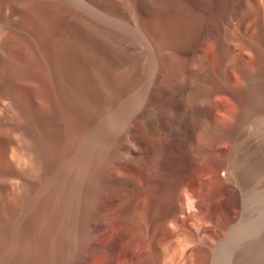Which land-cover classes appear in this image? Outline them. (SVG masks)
<instances>
[{"label":"rangeland","instance_id":"374dc122","mask_svg":"<svg viewBox=\"0 0 264 264\" xmlns=\"http://www.w3.org/2000/svg\"><path fill=\"white\" fill-rule=\"evenodd\" d=\"M22 1L15 7L0 0L5 30L0 98L7 104L0 114V131L6 133L0 134V264H156V246L162 249L161 264H233L228 254L218 259L221 250L214 249L213 238L223 237L217 223L226 215L237 221L242 214L238 188L225 175L224 163L237 149L230 133L244 111L246 81L264 67V0H153L146 8L130 7L132 0H127L118 21L105 19L97 8H76L63 0ZM253 62L259 65L252 68ZM202 67L213 74L212 81L190 74ZM196 76L202 83L194 84ZM162 86L169 92L181 88L185 105L172 111L166 130L152 134L146 117L161 115L165 103L149 100L146 92ZM218 98L224 100L216 111L197 112L199 105ZM229 101L236 103L235 111ZM24 131L34 140L36 164L18 139ZM262 161L254 176L264 181ZM202 168L209 169L208 176ZM262 194L245 199L254 214L245 227L251 230L244 242L249 251L245 248L238 264H264ZM187 196L195 202L193 210L177 205ZM195 197L225 202L221 209H206ZM137 202H144V208H137ZM196 217L200 227L189 223ZM176 218L188 223L193 237L175 233L165 244L157 232L169 229ZM208 242V248L191 251Z\"/></svg>","mask_w":264,"mask_h":264},{"label":"bare ground","instance_id":"6f19581e","mask_svg":"<svg viewBox=\"0 0 264 264\" xmlns=\"http://www.w3.org/2000/svg\"><path fill=\"white\" fill-rule=\"evenodd\" d=\"M59 2H60V0H58ZM126 1L127 0H63V2L65 3V4H67V5H69V6H72V7H76V8H79V7H93V8H97V9H99V10H102L104 13L103 14H105V15H107V16H105V19H108V20H112V21H118V19H120V17L118 16V11H120V10H122V9H126L128 6H133V5H138V6H140V7H143V8H146V7H150V6H152L153 4H154V2H153V0H136V1H131V3L128 5V4H126ZM261 2H262V0H261ZM63 3V4H64ZM9 4H11V5H13V6H15V7H19V6H22V5H24V1H22V0H9ZM62 4V3H61ZM250 4H251V2H250ZM261 4H263V2L261 3ZM128 5V6H127ZM68 6V7H69ZM246 6V5H245ZM261 6V5H260ZM252 7V6H251ZM251 7H249V8H251ZM80 9H82V8H80ZM91 9V8H90ZM261 9V8H260ZM254 10H256V9H254ZM264 11V10H263ZM253 12V11H252ZM98 14V13H97ZM247 17V16H246ZM249 18V17H248ZM257 17H255L254 19H256ZM78 19V18H77ZM247 19V18H246ZM104 20V19H103ZM83 21V20H82ZM107 21V20H106ZM233 21V20H232ZM251 22V21H250ZM253 22V21H252ZM3 24V23H2ZM1 23H0V49L2 50V49H4V44H3V33H4V27H3V25H2ZM255 24V23H254ZM258 24V23H257ZM249 25V24H248ZM246 28H248V27H246ZM256 29V28H255ZM248 30V29H247ZM254 30V29H253ZM252 30V31H253ZM261 30H263V29H261ZM238 31V30H237ZM232 32V31H231ZM248 32V31H247ZM236 34V33H235ZM249 34V33H248ZM253 34V33H252ZM234 36V35H233ZM243 36H245V35H243ZM240 37V36H239ZM234 38H235V36H234ZM231 39V38H230ZM236 39V38H235ZM255 39V38H254ZM239 40V39H238ZM256 40V39H255ZM234 41V40H233ZM237 41V40H236ZM240 41V40H239ZM250 41V40H249ZM238 42V41H237ZM259 42V41H258ZM201 43L202 42H200L199 44H198V46H197V48H199L200 46H201ZM242 43V42H241ZM206 44V43H205ZM239 45H240V43H239ZM245 44H243V46H244ZM261 46V45H260ZM264 46V45H263ZM262 47V46H261ZM242 48V47H241ZM244 48V47H243ZM247 48H249V47H247ZM200 49V48H199ZM237 49V48H236ZM203 50H205V48L203 49ZM202 50V51H203ZM243 50H245V48L243 49ZM248 50H250V49H248ZM262 50V49H261ZM202 51L201 50H199V52L200 53H202ZM245 51H247V50H245ZM240 52V51H239ZM244 52V51H243ZM250 52V51H249ZM249 52H247L248 53V56L250 55L249 54ZM199 53V54H200ZM246 53V52H245ZM233 54V53H232ZM203 55H206V54H203ZM256 55V54H255ZM199 56V55H198ZM234 56V55H233ZM253 56V55H252ZM251 56V57H252ZM242 57V56H241ZM255 57V56H254ZM200 59V58H199ZM205 59V58H204ZM257 59V58H256ZM205 60H207V59H205ZM253 60H254V58H253ZM250 61H251V59H250ZM200 62V61H199ZM224 62H222V64H223ZM226 63H228V62H226ZM211 64V63H210ZM231 64V63H230ZM233 64V63H232ZM227 65V64H226ZM259 64L258 63H255V62H253L252 63V68H255V67H257ZM221 66V65H220ZM198 67V66H197ZM228 67V66H227ZM233 67H234V65H233ZM203 68V67H202ZM213 68V67H212ZM211 68V69H212ZM226 68V67H225ZM153 69H154V67H153ZM184 69H188L186 66L184 67ZM192 69V68H191ZM196 69V68H195ZM214 69V68H213ZM261 70H258L250 79H248L247 81H246V87H245V89H244V96L243 97H245V99H244V101H245V107H244V111H242V112H240L241 113V115H239L238 117H237V119L234 121V123L232 124L233 126H232V132L230 133L231 134V136L235 139V141H236V146H237V149H236V151L234 150V153L233 154H231V155H229L228 154V157H227V160H226V163H224L225 164V168L226 169H224V170H226V173H225V175L227 176V178L229 179V182H231V183H233L232 185L234 186H236L237 188H238V191H239V195H240V197H241V203H242V214H241V216H240V218H237L238 220L237 221H232L229 217H227L228 215H226V217H225V219L224 220H221V221H219L218 223H217V221H216V223H217V226H218V228L220 229V231L222 232V234H224L223 235V237L221 238V239H218V237L216 236L215 238H213V239H217V245L215 246V248L214 249H216V251H219V250H221V253H220V255L218 256V259L220 258V257H222V256H224V255H229L228 257L233 261V264H238V262H237V258L238 257H242V254H243V252H244V250H245V248H246V246H245V243L244 242H246L249 238H247L246 239V237H247V235H249V234H247L248 232H250L251 230L250 229H248V227L247 228H245L246 226H247V224H248V222L250 221V217H252L251 215H250V213L251 212H249V208H247L246 207V202H245V199H247V196L249 197V199H251V201H252V197H255L256 199H259L260 198V195L262 194V196L264 195V181L262 180V176L261 177H258V178H256L255 176H254V173L257 171V167H260L261 165H260V162L263 160V155H264V132H263V130H264V102L261 104L260 103V101H259V99H260V95L263 93V91H264V67L263 68H260ZM232 70V69H231ZM189 71V70H188ZM151 72H153L152 74H154L155 75V73H154V71H151ZM220 72V71H219ZM234 72V71H233ZM236 72V71H235ZM252 72V71H251ZM189 73V72H188ZM210 72H208V70L206 69H199L198 71H196V72H190V74L192 75V76H195V75H203V76H206V77H208L207 78V80H209V81H212L213 80V77H212V75L211 74H209ZM215 73V72H214ZM247 73H250L249 72V70H247ZM253 73V72H252ZM227 74V73H226ZM238 74V73H237ZM185 75V74H184ZM190 75V76H191ZM249 75V74H248ZM250 75H251V73H250ZM152 76V75H151ZM221 76V75H220ZM152 77H154V76H152ZM184 77V76H183ZM197 77V76H196ZM196 77H195V79H196ZM239 77V76H238ZM198 78V77H197ZM223 78V77H222ZM221 78V79H222ZM184 79V78H183ZM193 79H194V77H193ZM194 79V80H195ZM239 79V78H238ZM156 80V79H155ZM160 80V79H159ZM201 80H202V77H199L198 78V80H197V82L196 83H194L195 85L196 84H198V83H200L201 82ZM225 80H228V79H225ZM241 80V79H240ZM159 82V81H158ZM187 82V81H186ZM185 82V83H186ZM218 82V81H217ZM175 83V82H174ZM173 83V84H174ZM202 83V82H201ZM151 84H153L152 82H151ZM179 84V83H178ZM221 84V83H220ZM223 84V83H222ZM154 85V84H153ZM153 85H150V86H153ZM177 85V84H176ZM181 85V84H180ZM204 85V84H203ZM214 85V84H213ZM245 85V84H244ZM161 86V85H160ZM204 86H206V85H204ZM210 86V85H209ZM180 87V86H179ZM207 87V86H206ZM215 87V86H214ZM191 88V87H190ZM194 88V87H193ZM200 88H201V86H200ZM224 88V87H223ZM180 89L181 88H178V87H176L175 89H174V91L173 92H169L168 90H167V88L166 87H164V86H162V87H156V89H152V88H147V92H146V96H147V98L149 99V100H152V101H154V102H156V101H162V102H164L165 103V107H164V110L162 111V113H161V115H156V114H149V115H147V117H146V122H147V124H148V129H149V132L150 133H152V134H161V132L163 131V129L164 130H166V128L167 127H169L168 126V124H169V122H170V120H169V118H170V115H172L171 113H172V111H174V110H177L178 108H180V107H183L184 105H185V101H184V97L180 94ZM204 89V88H203ZM209 88H207V90H208ZM212 89V88H211ZM215 89V88H214ZM186 90V89H185ZM184 90V91H185ZM194 90V89H193ZM198 90H199V88H198ZM202 90V89H201ZM218 90V89H217ZM190 91V90H189ZM196 91V90H195ZM210 91V93H213V92H211V90H209ZM213 91V90H212ZM227 91V90H226ZM238 91V90H237ZM199 92V91H198ZM215 92V91H214ZM228 92V91H227ZM233 92V91H232ZM195 93V92H194ZM218 93V92H217ZM216 93V94H217ZM230 93V92H229ZM241 93V92H240ZM193 94V93H192ZM1 95V94H0ZM188 95V94H187ZM197 95V94H196ZM214 95V94H213ZM234 95V94H233ZM189 96V95H188ZM193 96V95H192ZM194 96H195V94H194ZM206 96V95H205ZM220 97H221V95H219ZM231 96V95H230ZM240 96V95H239ZM264 96V95H263ZM202 97V96H201ZM216 97V96H215ZM219 97V98H220ZM242 97V98H243ZM262 97V96H261ZM191 98V97H190ZM208 98V97H207ZM207 98H205V99H207ZM217 99L218 101H213V102H211L210 101V103H206V104H202V107H201V105H199L198 107H197V112L198 111H200V110H203V109H211L212 107H213V112L214 111H216V109L218 108V106H221L222 104H223V100L222 99ZM228 98V97H227ZM231 98V97H230ZM238 98H240V97H238ZM192 99V98H191ZM194 99V98H193ZM204 99V100H205ZM229 99V98H228ZM189 98L187 99V101L189 102ZM197 100V99H196ZM204 100H203V102H204ZM209 100H211V99H209ZM264 100V99H263ZM262 100V101H263ZM186 101V102H187ZM205 101H207V100H205ZM231 101V100H230ZM229 101V102H230ZM232 101H233V99H232ZM188 102H187V104H188ZM198 102V101H197ZM201 102V101H200ZM202 102V103H203ZM228 102V101H227ZM199 103V102H198ZM225 103V102H224ZM230 103H232L233 104V106H231V104H229L230 106H231V109H230V107H229V105H228V107H229V109L230 110H232V107H233V111H235V104L233 103V102H230ZM192 104H194V102L192 103ZM6 101H5V99H3V98H0V114H2V113H4V110H5V108H6ZM188 105H190V103L188 104ZM213 105V106H212ZM240 105V104H239ZM193 106V105H192ZM224 106V105H223ZM187 107V106H186ZM190 108H191V106H189ZM228 107H224L223 108V111L225 110V111H227L226 113L228 114V112H230V111H228ZM241 107V106H240ZM193 108V107H192ZM221 108V107H220ZM186 109V108H185ZM222 109V108H221ZM190 111V110H189ZM220 111V114H221V110H219ZM237 111V110H236ZM203 112H205V111H203ZM238 112V111H237ZM135 113V112H134ZM134 113H133V115H134ZM189 113V112H188ZM226 113H224V115L226 114ZM231 113L233 114L234 112H232L231 111ZM239 113V112H238ZM5 114V113H4ZM136 114V113H135ZM159 114V113H158ZM197 114V113H196ZM199 114H200V112H199ZM204 114V113H203ZM219 114V113H218ZM3 115V114H2ZM190 115V114H189ZM216 115V114H215ZM135 116V115H134ZM184 116V115H183ZM207 116V115H206ZM209 116V115H208ZM219 116V115H218ZM223 116V112H222V114H221V116H219V117H222ZM228 116V118L230 117L229 115H227ZM1 118V117H0ZM189 118V117H188ZM215 118H216V116H215ZM218 118V117H217ZM216 118V119H217ZM225 118H226V116H225ZM235 118V117H234ZM209 119H211V117L209 118ZM219 119V118H218ZM223 119V118H222ZM1 120V119H0ZM2 120H4V119H2ZM191 120V119H190ZM196 120V119H195ZM213 120V119H212ZM212 120H211V123H212ZM223 120H225V119H223ZM223 120H221L222 122H223ZM233 120V119H232ZM179 121H181V119H179ZM197 121V120H196ZM204 121V120H203ZM202 121V122H203ZM210 121V120H209ZM1 122V121H0ZM178 122V121H177ZM195 122V121H194ZM201 122V123H202ZM217 122V121H216ZM225 122V121H224ZM233 122V121H232ZM218 123V122H217ZM185 124V123H184ZM189 124V123H188ZM203 124H204V122H203ZM202 124V125H203ZM208 124V123H207ZM2 125V124H1ZM175 125V124H174ZM190 126H191V124H189ZM201 125V124H200ZM209 125H210V123H209ZM218 125H220V124H218ZM179 126H180V124H179ZM198 126V125H197ZM210 126H212V125H210ZM214 126H216V125H214ZM223 126H226V125H224V123H223ZM231 126V125H230ZM1 127V126H0ZM2 127H4V125L2 126ZM176 127V126H175ZM206 127V126H205ZM213 127V126H212ZM211 127V128H212ZM190 128V131H192L193 130V128L192 127H189ZM216 128V127H215ZM2 129V128H1ZM5 129V128H4ZM106 129V128H105ZM196 129V128H195ZM206 129H207V127H206ZM206 129H205V131H206ZM226 129V128H225ZM204 130V129H203ZM209 130V129H208ZM211 130V129H210ZM228 130H229V127H228ZM198 131V130H197ZM196 131V132H197ZM201 132H202V130H200ZM199 131V132H200ZM212 131V130H211ZM187 132H189V131H187ZM193 132V131H192ZM204 132V131H203ZM207 132V131H206ZM219 132V131H218ZM218 132H217V134H218ZM221 132V131H220ZM225 132V131H224ZM223 131H222V133H224ZM229 132H230V130H229ZM229 132H227V134L229 133ZM205 133V132H204ZM226 133V132H225ZM224 133V134H225ZM0 134L2 135V136H4L6 133H5V130L4 131H0ZM197 134H198V132H197ZM207 134V133H206ZM206 134H203V135H206ZM216 134V135H217ZM102 135H103V133H102ZM226 135V134H225ZM160 136V135H159ZM219 136V135H218ZM160 137H162V136H160ZM196 137H198V136H196ZM196 137H195V139H196ZM200 137V136H199ZM165 138V137H164ZM207 138V137H206ZM233 138H231V139H233ZM5 139V138H4ZM19 141L22 143V146H23V148H24V150H25V152L27 153V155L29 156V158H30V160L32 161V163H34V164H36V163H38V160H39V156H38V153H37V151H36V148H35V145H34V140H33V138H32V136L28 133V132H20V134H19ZM200 138H198V140H199ZM217 139V138H216ZM212 140H215V139H212ZM223 140V139H222ZM221 140V141H222ZM208 141V139H205V144H204V142H202L204 145H208L206 142ZM232 141H234V140H232ZM189 142V141H188ZM200 142V141H199ZM220 142V141H219ZM191 143V142H190ZM225 143V142H224ZM188 144V143H187ZM192 144V143H191ZM223 144V143H222ZM154 145V144H153ZM161 145H163V144H161ZM160 145V146H161ZM185 145H186V143H185ZM189 145V144H188ZM194 145V144H193ZM200 145V144H199ZM217 145V144H216ZM216 145H214V147L216 146ZM221 144H219L218 145V147L220 146ZM225 145H227V143L225 144ZM235 145L232 147V148H234L235 147ZM96 146V145H95ZM157 146V145H156ZM159 146V147H160ZM92 147V146H91ZM163 147V146H162ZM166 147V146H165ZM205 147H207V146H205ZM217 147V148H218ZM222 147H223V145H222ZM227 147V146H226ZM170 148V147H169ZM194 148V147H193ZM196 148V147H195ZM198 148V147H197ZM236 148V147H235ZM153 149V148H152ZM165 149V148H164ZM189 149V148H188ZM191 149V148H190ZM199 149V148H198ZM211 149H212V146H211ZM230 149H231V146H230ZM98 150V149H97ZM179 150V149H178ZM186 150H187V148H186ZM193 150V149H192ZM191 150V151H192ZM205 150V149H204ZM213 150V149H212ZM215 150V149H214ZM227 150V149H226ZM228 150H229V148H228ZM233 150V149H232ZM177 151V150H176ZM189 151V150H188ZM93 152V151H92ZM157 152V151H156ZM162 152V151H161ZM213 152H215V151H213ZM0 154H2L3 155V141L1 140V143H0ZM170 154V153H169ZM184 154V153H183ZM190 154V153H189ZM192 154V153H191ZM206 154V153H205ZM204 154V155H205ZM163 155V154H162ZM213 155H216L215 153H213ZM175 156V155H174ZM201 156V155H200ZM206 156V155H205ZM217 156V155H216ZM222 156V155H221ZM157 157V156H156ZM181 157V156H180ZM183 157V156H182ZM203 157V156H202ZM220 157V156H219ZM5 158V157H4ZM153 158V157H152ZM159 158V157H158ZM184 158V157H183ZM204 158V157H203ZM206 158V157H205ZM204 158V159H205ZM212 158V157H211ZM223 158V157H222ZM221 158V160H224V158L222 159ZM261 158H262V160H261ZM160 159H161V157H160ZM215 159V158H214ZM183 160V159H182ZM199 160V159H198ZM220 160V159H219ZM220 160V161H221ZM224 160V161H225ZM159 161V160H158ZM162 161V160H161ZM184 161V160H183ZM202 161V160H201ZM214 161V160H213ZM263 162V161H262ZM156 163H157V161H156ZM197 163V162H196ZM195 163V164H196ZM203 163H204V161H203ZM83 164V163H82ZM154 164V163H153ZM220 164V163H219ZM263 164V166H262V172L264 173V162L262 163ZM160 165H161V163H160ZM183 165V164H182ZM203 165V164H202ZM206 165V164H205ZM204 165V166H205ZM207 166V165H206ZM212 166V165H211ZM217 166V165H216ZM222 166V165H221ZM161 167V166H160ZM167 167V166H166ZM213 167V166H212ZM152 168V167H151ZM158 168V167H157ZM190 168H192L193 169V167H190ZM207 168H208V166H207ZM210 168V167H209ZM182 169V168H181ZM185 169V168H184ZM199 169V168H198ZM203 169V168H202ZM158 170V169H157ZM157 170H156V172H157ZM160 170V169H159ZM162 170V169H161ZM160 170V171H161ZM183 170V169H182ZM207 170H209V169H207ZM207 170H206V172L204 171V169L202 170V171H204V173H207L206 174V176H208V173L209 172H207ZM212 170V169H211ZM210 170V171H211ZM219 170H220V168H219ZM223 170V171H224ZM78 171V170H77ZM79 171H81V168H80V170ZM152 171V170H151ZM196 171V170H195ZM202 171H200V172H202ZM222 171V170H221ZM156 172H154V173H156ZM215 172V171H214ZM258 172V171H257ZM256 172V173H257ZM151 173V172H150ZM153 173V172H152ZM164 173V172H163ZM178 173V172H177ZM176 173V174H177ZM199 173V172H198ZM212 173V172H211ZM224 173V172H223ZM222 173V174H223ZM259 173V172H258ZM170 174V173H169ZM172 174H174V173H172ZM202 174V173H201ZM220 173H218V175H219ZM157 176H158V174H156ZM155 175V176H156ZM178 175H179V173H178ZM182 175V174H181ZM193 175V174H192ZM197 176H199L198 174H196ZM203 175V174H202ZM203 176H205V175H203ZM203 176H202V178L201 177H199V178H201V179H203ZM205 176V177H206ZM209 176L211 177L212 175H210L209 174ZM217 176V175H216ZM224 176V175H223ZM226 176H225V178H226ZM154 177V176H153ZM163 177V176H162ZM218 177V176H217ZM220 177V176H219ZM152 178V177H151ZM154 178H156V177H154ZM158 178V177H157ZM180 178V177H179ZM209 178V177H208ZM216 178V177H215ZM221 178H222V176H221ZM224 178V177H223ZM222 178V179H223ZM179 180H181V179H179ZM194 180V179H193ZM217 180V179H216ZM221 180V179H220ZM226 180V179H225ZM224 179H223V181H225ZM203 180H199V182H202ZM205 181V180H204ZM219 181V180H218ZM150 182H153V181H150ZM207 182H209V180L207 181ZM207 182H205L206 183V185H207ZM210 182H211V180H210ZM214 182H215V180H214ZM221 182V181H220ZM229 182H227V183H229ZM222 183V182H221ZM180 184V183H179ZM187 184V183H186ZM200 184H202V183H200ZM211 184H213V181L211 182ZM223 184V183H222ZM225 184V183H224ZM185 185V184H184ZM188 185V184H187ZM199 185V184H198ZM205 185V184H204ZM157 186V185H156ZM159 186V185H158ZM200 186V185H199ZM226 186H228V185H226ZM226 186H225V188H226ZM229 186H230V184H229ZM233 186H231V187H233ZM234 186V187H235ZM160 187V186H159ZM201 187H202V185H201ZM206 187V186H205ZM212 187H215V186H211V189H212ZM224 186H222V187H220V188H223ZM233 187V190L234 189H236V188H234ZM171 188V187H170ZM183 188V187H182ZM217 188H219V185L217 186ZM217 188H215V189H217ZM224 188V189H225ZM154 189V188H153ZM152 189V190H153ZM178 189V188H177ZM198 189H201L200 187L198 188ZM209 189V187L206 189L205 188V190H207V191H209L208 190ZM173 190V189H172ZM182 190V189H181ZM195 190V189H194ZM193 190V191H194ZM213 190V189H212ZM219 190V189H218ZM218 190H216V191H218ZM226 190V189H225ZM230 190H232V189H230ZM229 190V191H230ZM196 191V190H195ZM198 192H199V194H201L200 193V191L199 190H197ZM196 191V192H197ZM215 191V192H216ZM237 191V192H238ZM152 192V191H151ZM183 192H185V191H183ZM182 192V193H183ZM186 192H187V190H186ZM203 192V191H202ZM206 192V191H205ZM220 192V191H219ZM153 193V192H152ZM166 193V192H165ZM208 193V192H207ZM207 193H205V194H207ZM218 193V192H217ZM216 193V194H217ZM170 194V193H169ZM179 194V193H178ZM197 194V193H196ZM198 194V195H199ZM204 194V195H205ZM213 194V193H212ZM215 194V193H214ZM215 194V195H216ZM231 194V193H230ZM153 195V194H152ZM157 195V194H156ZM167 195V194H166ZM184 195H187V193L186 194H184ZM190 195V194H189ZM202 195H203V193H202ZM164 196V195H163ZM179 196V195H178ZM190 196H192V195H190ZM196 196V195H195ZM201 196V195H200ZM199 196V197H200ZM206 196H208V195H206ZM212 196V195H211ZM236 196V195H235ZM186 197V196H185ZM198 196H197V198H199ZM153 198V197H152ZM157 198V197H156ZM165 198V197H164ZM190 198V197H189ZM188 198V196H187V198H186V200H183V199H180V200H178V207L179 208H181L182 209V207H184V206H186L187 208L189 207H191V206H194L193 204H195V202L193 201V200H190ZM209 198H210V195H209ZM218 198V197H217ZM236 198V197H235ZM159 199V198H158ZM191 199H193V198H191ZM204 199V200H203ZM233 199V198H232ZM195 200H196V197H195ZM198 200V201H197ZM196 201H197V203H199L200 205L202 204L203 206V208L205 207L206 209H211V208H214V209H217L218 207H220V206H222L223 205V203L225 202V200H216V201H214V200H211V199H205V198H202V200H199V199H197ZM233 201L231 200V202L230 203H232ZM144 202H137L136 203V206H137V208H140V209H143L144 208V204H143ZM229 203V204H230ZM162 204H164V203H162ZM172 204V203H171ZM228 204V203H227ZM253 204V203H252ZM199 205V206H200ZM233 205H235V203H233ZM239 205V204H238ZM230 206V205H229ZM237 206V205H236ZM202 207H200V208H202ZM225 207V206H224ZM235 207V206H234ZM237 207H239V206H237ZM254 207V206H253ZM185 208V207H184ZM189 208H188V210H189ZM195 208V207H194ZM199 208V207H198ZM226 208V207H225ZM233 208V207H232ZM256 208V207H255ZM191 209L193 210V207H191ZM195 209H197V208H195ZM194 209V210H195ZM219 209H221V207L219 208ZM239 209V208H238ZM257 209H260V208H258L257 207ZM257 209H256V211H257ZM146 210H147V208H146ZM198 210V209H197ZM197 210H195L196 212H197ZM230 210V209H229ZM141 211V210H140ZM182 211V210H181ZM191 211V210H190ZM195 211H193V212H195ZM199 211V210H198ZM203 211V210H202ZM207 211V210H206ZM211 211V210H210ZM215 211V210H214ZM223 211H224V209H223ZM237 211V210H236ZM239 211V210H238ZM256 211H255V213H256ZM184 212V211H183ZM182 212V213H183ZM188 212V211H187ZM196 212H195V214H196ZM201 212V211H200ZM241 212V211H240ZM254 212V211H253ZM252 212V213H253ZM199 213V212H198ZM208 214H209V212H207ZM211 213V212H210ZM213 213V212H212ZM231 213V212H230ZM251 213V214H252ZM258 214L257 215H259V212H257ZM186 214V213H185ZM188 214H190L191 215V217L193 218V216H192V214H191V212H189ZM201 214H202V212H201ZM223 214V213H222ZM238 214V213H237ZM254 214V213H253ZM261 214V213H260ZM225 215V214H224ZM182 216H183V214H182ZM211 216V215H210ZM216 216V215H215ZM239 216V215H238ZM263 215L261 214V217H262ZM190 217V216H189ZM199 217V216H198ZM221 217V216H220ZM200 218V217H199ZM199 218H195V220H193L192 219V221L191 222H189V223H193V225H194V223H195V221H196V223H197V221L198 220H196V219H199ZM258 218V217H257ZM264 218V216L262 217V219ZM191 219V218H190ZM203 219V218H202ZM201 219V220H202ZM204 219H205V217H204ZM256 219V218H255ZM260 219V217L258 218V220ZM206 220V219H205ZM216 220V219H215ZM257 220V221H258ZM214 221V220H213ZM205 222V221H204ZM210 221H207V225H209L208 223H209ZM254 224H256L255 222H256V220H255V222H254V220L252 221ZM261 222V221H260ZM264 222V221H263ZM196 223H195V225H196ZM201 223V222H200ZM200 223L198 222L197 224H199L198 225V227H200L201 225H200ZM249 223H251V222H249ZM170 224V223H169ZM215 224V223H214ZM213 224V225H214ZM258 224V223H257ZM190 225H192V224H190ZM260 225V224H259ZM261 225H263V223L261 224ZM251 226V225H250ZM253 226V225H252ZM251 226V227H252ZM255 226H257V225H255ZM258 227V226H257ZM256 227V229L255 230H257L258 228ZM264 227V226H263ZM262 228V227H261ZM261 228H260V230H261ZM253 229H254V226H253ZM248 230H250V231H248ZM264 230V229H263ZM247 231V233H245ZM261 232V231H260ZM263 232V231H262ZM175 233H181V234H185V233H188V234H190V235H192V237H193V233L191 232V229H190V226L188 225V223H186L185 222V220L184 219H180V218H176V219H174V221L171 223V227L169 228V229H162V230H158V232H157V235H159V237H162V240H163V242H165V244L166 243H169V238L172 236V235H174ZM208 233L210 234V230L208 231ZM252 234V233H251ZM254 234V233H253ZM255 234H256V231H255ZM258 234H259V230H258ZM187 236V237H191V236ZM186 236V235H185ZM253 236V235H252ZM256 236V235H255ZM259 236H260V234H259ZM191 237V238H192ZM183 240V239H182ZM189 240H192V239H190L189 238ZM195 239H193L192 241L193 242H195L194 241ZM191 241V242H192ZM199 241V240H198ZM187 242H188V240H187ZM155 243V242H154ZM190 244V243H189ZM191 244H194V243H191ZM209 246H211V243L210 242H208L207 243V245L206 246H203V247H199V246H193L192 248H191V251H193V252H199V249L201 248H203V249H205V248H208ZM166 247V246H165ZM167 248V247H166ZM156 255H155V257H156V259H157V261H156V264H161L160 263V259H161V256H162V254H161V250H160V248L158 247V246H156ZM168 249H170V248H168ZM202 249V250H203ZM247 249V251H249L248 250V248H246ZM167 250V249H166ZM155 251V250H154ZM164 252V251H163ZM201 252V251H200ZM167 253V252H166ZM165 254V253H164ZM217 254V253H216ZM218 254H219V252H218ZM169 255V254H168ZM166 256V255H165ZM247 256V255H246ZM169 257H170V255H169ZM210 257V256H209ZM215 258H216V256H214L213 255V258L212 259H214V261H215ZM163 260V259H162ZM220 260V259H219ZM169 261H170V259H169ZM171 261H173V260H171ZM263 261V260H262ZM216 262V261H215ZM215 262H212V260H211V264H214ZM217 262H219V261H217ZM215 263V264H218V263ZM163 263H164V261H163ZM165 263H167V262H165ZM249 263H251V262H249ZM170 264H172V263H170ZM175 264V263H174ZM246 264H248V263H246ZM255 264V263H254Z\"/></svg>","mask_w":264,"mask_h":264}]
</instances>
